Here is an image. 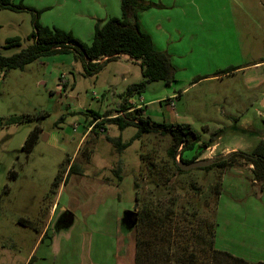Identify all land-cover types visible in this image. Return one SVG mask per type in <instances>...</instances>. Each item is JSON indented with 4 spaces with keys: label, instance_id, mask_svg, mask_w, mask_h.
<instances>
[{
    "label": "rangeland",
    "instance_id": "1",
    "mask_svg": "<svg viewBox=\"0 0 264 264\" xmlns=\"http://www.w3.org/2000/svg\"><path fill=\"white\" fill-rule=\"evenodd\" d=\"M12 1L39 11L42 25L71 32L86 44L92 42L94 32L86 37L85 22L79 21L91 18L82 14L83 6L76 7V0ZM185 1L184 16L194 41L187 44L184 59L175 66V82L170 85L152 82L143 94L128 97V87L143 80L140 66L128 56L110 62L93 77L86 76L82 62L71 54L49 56L47 65L36 61L0 77V120L37 115L0 128V264L24 263L30 248L17 241L33 237V242L38 234L21 226L17 218L38 220L42 211L46 215L55 199L50 192L55 176L61 164L73 161L80 167L72 177L74 181L76 176V193L95 191L97 182L116 191L89 221L83 220L76 206V258L82 247L89 246L86 252L92 264H114L115 238L120 236L124 244L118 248L123 249L120 264H134L136 236L140 235L151 243L148 245L158 247L159 258L150 255L153 264H189L190 253L197 255L196 264H211L212 248L252 264L264 263V190L251 184L249 168L236 167L224 175L219 170L200 169L175 174L167 156L170 136L144 135L118 152L107 138L127 143L138 129L132 125L120 130L114 122L105 124V132L88 133L78 149L87 132V128L83 132L86 119L107 112L110 119L121 115L119 106L125 100L134 109L143 104L145 117L153 122L191 125L201 141L221 130L218 145L203 152L205 160L237 150L250 153L264 140V0ZM91 8L95 12L102 9L98 4ZM32 18L29 11L0 10V53L13 55L20 50L3 48L10 37L20 36L28 44ZM97 23L95 18L94 25ZM231 69L237 70L226 74ZM171 98L174 108L166 101ZM34 128L42 129L40 138L31 152L23 150ZM232 147L236 150H225ZM192 155L188 152L181 157L190 159ZM79 178L84 180L80 186L87 189L84 193ZM136 203L144 215L151 210L168 223L161 226L171 229V234L165 232V240L148 228L159 226L149 218L133 232L123 233L116 217ZM42 223L40 218L35 225ZM213 226L216 236L212 246L209 230ZM12 257L15 263L10 262ZM219 260L227 264L225 259Z\"/></svg>",
    "mask_w": 264,
    "mask_h": 264
},
{
    "label": "trees",
    "instance_id": "2",
    "mask_svg": "<svg viewBox=\"0 0 264 264\" xmlns=\"http://www.w3.org/2000/svg\"><path fill=\"white\" fill-rule=\"evenodd\" d=\"M153 7L152 4L146 3L142 0H120L121 16L110 18L105 22L98 21L95 26L92 42L86 44L75 38L71 32L59 28L43 26L40 23V12L25 6L22 2L16 4L12 0H0V10H10L13 12L29 11L33 14V31L28 36V40L31 41V44L13 55L8 56L0 53V72L3 74V77H6L10 71L24 70L28 65L36 62L42 57L72 54L75 60H80L82 62L86 76L93 77L99 74L110 62H113L122 56H128L134 62L138 63L143 77L142 81L128 87V97H131L134 94H143L146 91L147 86L152 82L161 81L166 85H170L172 82H175L176 73V69L171 62L170 56L165 52L156 50L151 37L144 33L140 26L139 14ZM21 47L22 38L13 37L6 40L3 48L7 50ZM105 57L107 59L103 60ZM236 70L237 69L228 70L226 71V74ZM133 108L134 107L131 106V104H128V101L125 100L124 104L119 106V110L120 113H128H124V115H119L111 119L109 118L110 112H107L105 115H91V120L88 124L92 125L97 120L102 119L99 124H96V128H104L105 124L110 122L116 123L120 130H123L128 126H136L138 129L137 134L127 143H123L120 138H107V140L115 146L118 152H122L136 139L141 138L144 135L155 134L159 136H170L172 138V144L167 150V156L175 167V174L181 175L190 173V171H183L181 169L179 166L180 160H177V158L180 157L181 162L187 164L198 160H205L202 156L203 152L213 147L216 144V141L221 137L222 131L219 130L213 133L208 141H201L199 135L189 124L156 123L151 121L150 118L145 117L146 113L144 108L130 112ZM135 114L136 117H129L130 115ZM42 115L43 114H39L38 116ZM36 116L37 115H23L0 120V128L6 125L20 124L24 121H29ZM41 132L42 129L34 128L29 133L23 150L31 152L39 140ZM93 132L96 131H92V133ZM188 152H193L192 157L190 159H186V157L182 158L184 154ZM61 166L63 167L59 169L52 183L53 185H51L52 189L50 192L53 195H56L61 183H67L69 175L79 173L80 167L76 162H73L70 167L69 164L66 166L65 163H63V165L61 164ZM236 167L249 168L251 173V175H249L251 184L258 187L260 191L264 190V140H261L250 153L241 150L231 152L227 156L216 160L211 166L200 168V170L206 172L219 170V172L224 175L226 171ZM65 174H67L66 177H64ZM118 175L119 174H117V176ZM168 182L171 183L172 179L168 180ZM135 186L137 187L138 185L136 184ZM167 187L169 188V186ZM136 200H138V196ZM145 218H149L150 222L159 225L158 229H155L153 225H148V228H150L154 235L157 234L160 238L165 240V232L171 234V229H167L166 225L164 228L161 227L168 223L163 218L160 219L151 210L146 212L145 215L143 213V217L138 221L137 227L142 224V221H144ZM20 224L25 227L28 226L35 228V225H32L30 221L25 219H21ZM215 228L216 226H213L212 229L209 230V233L212 236L210 241L212 246L216 236ZM139 236H136L134 264H153L150 255L152 254L153 259H158L160 256L157 253L158 247L148 245L151 243L145 241L144 238H140ZM131 239L132 237L130 238V241ZM212 250L211 264H220L219 259L221 258L225 259L227 264H252L244 259L233 256L230 252L221 251L215 248H212ZM188 255L191 257L190 259H187L188 263L196 264V260L194 259L196 254L190 253Z\"/></svg>",
    "mask_w": 264,
    "mask_h": 264
},
{
    "label": "crops",
    "instance_id": "3",
    "mask_svg": "<svg viewBox=\"0 0 264 264\" xmlns=\"http://www.w3.org/2000/svg\"><path fill=\"white\" fill-rule=\"evenodd\" d=\"M86 1L84 2V0H76V7L81 8L83 6L84 11L81 12L84 13L82 14H87L91 18V20H88L86 17L81 18V20H79L85 22L84 24H82V27L85 29L86 37H92L93 32H95V26H96V24L94 25L95 18L97 21L105 22L110 18L121 16L120 0H86ZM142 1L146 3H150L154 6L153 8H150L149 10L141 12L139 14V21L142 31L151 37L155 49L167 53L170 56L171 62L174 65V67L175 66L178 67L179 61L184 59L183 54L187 53L186 49L189 47L188 45H191L192 42L194 41L193 35L189 34L190 31L187 28V24H188L187 17L184 16L186 13V11L184 10L186 1L185 0H142ZM97 4L101 6L102 9L95 12L94 8L91 7H95L97 6ZM5 11H10V10H5ZM94 12L95 14H93ZM43 26H47V25L44 24ZM87 28L90 29L88 31L89 36L86 33ZM189 35L192 37L191 41L189 39ZM14 37H20V36H14ZM90 39L91 38H89V40ZM197 40L198 41L202 40V38L197 37ZM24 41L25 40H23L22 38V47L20 48V50L26 47L27 45L31 44V41L29 40H28V44L27 43L24 44ZM204 41L206 43L205 39ZM199 46H201V44H199ZM70 56H72V54ZM48 58L49 57H42L37 61H39L41 65L44 64L47 65ZM2 76L3 74L0 72V77ZM41 85L45 86L46 82H42ZM175 95H179V94H175ZM166 101L169 103L168 100ZM169 106L174 108V106H171L170 104ZM122 113H128V112H122ZM89 122L90 120L86 119V124L83 129V132L86 131V125ZM169 123H178V122H169ZM90 134L91 133H89V135ZM89 135H88V131L85 132L84 136L80 140L78 149L85 142V139ZM225 150H227V152H231L236 149L232 147V148H225ZM73 162H70V165ZM66 175L67 174H65L64 177H66ZM74 175L76 174L69 175L67 183L62 184V186L55 195V199L53 200V202L49 204L47 209L48 211L45 216H44V212L42 211L40 218H43V223L41 225L38 226L35 225L40 218H38V220H33V219L30 220L23 217L17 218L18 219L17 222L19 224L21 219L30 221L32 225H35V228L32 227L30 228L35 230L36 233L38 234L37 238L33 242H31L33 237H29L30 239L25 238L24 240L19 239V241H17V244L22 246L28 245L30 248L29 254L26 257V259H24L23 264H92L91 259L86 252L89 246L82 247L80 254H78L76 258V238H75L76 232H74V230L76 228V222L78 219L77 213H79L78 211H76V206L78 207L79 211H82L81 215L83 217V220L89 221L91 217L97 216L100 213V210L107 205L109 199L115 197L116 191L115 188H112L109 185L104 184L106 185L104 186L101 184V182L100 184L99 182H97L98 185L95 191L92 190L93 191L92 192L91 190H88V193H84V191H87V189L84 190L80 188V186L84 183V180L79 178V188L84 193V195H81L80 193H76V176L74 178V181H72V177ZM76 194H79L80 196L76 197ZM76 199L78 203H76ZM80 199L83 200V204L81 205H80ZM64 209L70 210L75 215V223L69 229L60 227L59 229L56 228L55 230L54 228L55 218L59 213V211H64ZM119 219L120 216L116 217V222H118ZM115 234L118 236L119 231L118 233ZM89 239L88 242L91 241V239L90 240ZM128 240L129 242H131L130 236ZM122 241L123 240L120 238V236L118 240H116L115 238V243L117 244H116V254H115L114 264H117V262H119L120 264V261L122 262L120 252L123 251V249L121 251H118V248L120 247V243L123 244ZM85 242L86 241L83 242L84 245ZM221 251H225V250H221ZM10 262L15 263L16 262L15 257L10 258Z\"/></svg>",
    "mask_w": 264,
    "mask_h": 264
},
{
    "label": "water",
    "instance_id": "4",
    "mask_svg": "<svg viewBox=\"0 0 264 264\" xmlns=\"http://www.w3.org/2000/svg\"><path fill=\"white\" fill-rule=\"evenodd\" d=\"M225 157L224 155H217L215 157H212L210 159L206 160H198L193 163H184V162H179V166L183 171H190L193 169H200V168H205L208 166H211L216 162V160ZM138 204L134 205V210H126L123 212V217H122V224L128 229V230H133L137 227L139 217L138 213L136 211ZM63 212L69 213L70 219L68 220V223L66 226H64L65 229L71 228L74 223H75V215L68 209H64Z\"/></svg>",
    "mask_w": 264,
    "mask_h": 264
},
{
    "label": "flooded vegetation",
    "instance_id": "5",
    "mask_svg": "<svg viewBox=\"0 0 264 264\" xmlns=\"http://www.w3.org/2000/svg\"><path fill=\"white\" fill-rule=\"evenodd\" d=\"M137 204V203H136ZM131 210H134V206ZM136 211L138 213V217L139 220L143 217V212L139 210L138 206L136 208ZM122 217L123 215L120 216L119 222H120V226L122 228L123 233L124 232H133V230H128L123 224H122ZM70 219V215L69 213L63 212V211H59V213L57 214L56 218H55V223H54V228L56 230L59 229L60 227H63L67 225L68 220ZM123 238V237H122ZM121 238V239H122Z\"/></svg>",
    "mask_w": 264,
    "mask_h": 264
},
{
    "label": "built area",
    "instance_id": "6",
    "mask_svg": "<svg viewBox=\"0 0 264 264\" xmlns=\"http://www.w3.org/2000/svg\"><path fill=\"white\" fill-rule=\"evenodd\" d=\"M107 58L105 57L103 60H106ZM168 101H169V104L171 105V106H174V99L173 98H171V99H168ZM141 108H144V106H143V104H138V106H137V109H141ZM137 109H132V111H134V110H137ZM132 111H130V112H132ZM121 115H124V113H121ZM117 116H119V115H115V116H113V117H111V118H115V117H117ZM101 120L102 119H99V120H97L94 124H87L86 125V128H87V131H88V133H91L92 131H97V130H99V131H102V132H105V129L104 128H102V127H100V128H96L97 126H96V124H99L100 122H101ZM99 122V123H98ZM74 128H76V125L74 126ZM177 160H178V158H177Z\"/></svg>",
    "mask_w": 264,
    "mask_h": 264
}]
</instances>
